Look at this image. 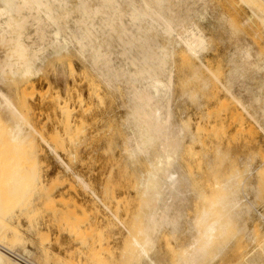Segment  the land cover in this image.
Listing matches in <instances>:
<instances>
[{"label": "rangeland", "instance_id": "1", "mask_svg": "<svg viewBox=\"0 0 264 264\" xmlns=\"http://www.w3.org/2000/svg\"><path fill=\"white\" fill-rule=\"evenodd\" d=\"M254 1L168 0L174 8L171 16L181 11L184 16L197 7L199 17L178 26L177 31L183 35L197 24L209 37V52L203 58L211 74L203 66L200 69L201 63L175 38L174 54L167 64L173 71V123L187 130L180 138L182 147L173 170L179 174L182 188H178L186 191L182 195L186 200L176 197L175 202L176 194L171 196L173 201L170 196L164 198L162 206L172 203L171 215L182 214V218L176 217L177 227L164 225L154 236L155 244L148 247L157 264H190L193 244L194 249L206 246V227L215 220L220 222L215 238L197 264H252L254 259L264 264V21H259V17L264 20V5L260 9L264 0ZM251 9L258 12L252 21L256 24L243 26ZM153 34L160 46L169 47L166 34ZM2 39L0 35V65L11 49ZM247 48L251 58L242 62L252 63L246 67L248 73L237 77L240 81L229 78L234 97L250 104L244 110L224 85L234 66L229 55ZM113 51L120 56V48ZM112 65L136 69L122 56ZM110 66L95 65L70 48L32 66L31 74L25 75L23 66L17 68L18 74L0 70V88L26 119L22 123L12 110L0 105V243L35 264H151L134 239L146 242L144 232H149L150 223L149 216L145 217L152 209L142 205L148 200L143 178L155 171L163 152L158 149L160 143L149 145L148 154L132 150L140 131L128 121L132 105L127 77L112 79ZM196 69L199 77H194ZM255 95L261 96L258 104L252 102ZM18 124L22 137L15 131ZM183 176L187 178L184 184ZM232 190L240 192L245 205H254L247 216L238 218L229 206L220 205V197ZM206 212L211 221L199 222L197 218ZM2 257L1 264H17Z\"/></svg>", "mask_w": 264, "mask_h": 264}, {"label": "bare ground", "instance_id": "2", "mask_svg": "<svg viewBox=\"0 0 264 264\" xmlns=\"http://www.w3.org/2000/svg\"><path fill=\"white\" fill-rule=\"evenodd\" d=\"M185 2L189 3L188 1ZM263 5L264 3L262 2V6L260 9L263 8ZM183 6H185V4ZM194 6L197 5L195 4ZM199 6L200 5H198V7ZM182 8L178 10L179 11L183 10L184 8L183 9ZM172 9L174 8L172 7ZM172 9L168 5V0H0V35L3 38L2 39L3 42L9 43L11 46L10 53L6 56V59H4L0 65V70L3 74L6 73L7 71L13 74H18L16 70L17 68L22 66L23 68L25 67V75L31 74L33 68L32 66L34 65L36 66L37 63L46 62L48 60V57L54 53L60 55L64 51H69L70 48H74L76 51H78V53L81 54L82 57L86 58V60H89L91 63L95 65H99L102 63L108 65L111 64L110 68L112 70H111V74H109V77H111L112 79L127 77V83H128L127 92H129L130 95L129 97L131 99L130 104L132 105V109L130 108L132 112L130 114L128 121L129 123L131 122L132 124L133 123L136 124L138 130L140 131L139 142L137 141V146H136L137 148L135 147L134 150L133 149L134 146H132V150L135 151L134 153L148 154L149 145L155 144L156 146H159L157 144L160 143L158 149L159 150L161 149V151L163 152L159 161L155 165V171L149 172V175L147 176L148 178L147 179L143 178L145 181L143 185L141 184L145 188L142 186L141 187L146 190L145 191L146 193H144V191L143 193L148 196V200L144 201V203L142 201V205L145 208H148L150 210L152 209V212H149V215L147 214V216L145 217L148 218L149 216V222L147 223H150L149 224L150 230L148 229L149 232L146 231V234L144 232V235H146L145 238L146 242L145 243L143 242L144 244H142L138 240L134 239L135 245L140 249L141 254L147 257L151 264H157L149 256V252L151 251L148 252V247H150L152 244H155L154 236L159 234L160 230L163 228L164 225L165 226L168 225V227L170 226L172 227V225H174L175 227V225L178 222V218H182L180 217L182 215L181 212H178L181 214L180 216L179 214L178 216L176 214V217L178 218H176L173 214L172 215L175 218L171 217L172 211L170 212V206L172 203L171 204L169 203L173 201L172 198L175 199V202H177L176 197L178 198V201H180V199L182 201L183 198L185 197L182 195L184 194V192H186L183 189L182 191L180 190V188L182 187L179 186V183L181 181L179 174L177 173V170L175 171L173 170L176 167V166L174 167V164L177 165V163H174L176 161V160L174 161V159L179 154V151L182 147L180 146V138L187 130L184 129L186 127H183V124L181 126V123L177 124L176 122V125L173 123L174 114L172 111L173 106H171L172 103L171 95H172V90L174 89L173 73H172L173 71H170L167 68V64L169 60L172 58L173 56L172 54H174L172 50H173V42H175L174 41L175 38H178L180 43L185 45L189 53H191L193 57H195L197 61L201 63V66H199L200 69L203 66L202 68L206 70L208 69L206 72L210 71V69L207 68L208 65L206 64V61L203 58V53L209 52V48H210L209 46L210 42H208L209 37L206 34L204 35L203 33L204 31L202 32L200 29L197 28V26H195L197 24L191 25L192 22L189 23V25L191 26H189L188 28L186 27L188 25H185V28L187 29L186 31L184 30L183 35L182 34L180 35V33L177 31L178 26L184 27V23L186 21L190 22V20L194 16L195 17L198 16L199 12L197 11L198 10L197 7L195 8V10L192 8L191 9L188 8L189 10H187L186 13L184 12L186 14L184 16L181 13L182 11L180 12L181 14L179 13V14H175L174 16H171L170 12L172 11ZM251 12L252 13L250 14L252 15L247 17L246 21L244 20L245 22L243 26L255 23L252 21L256 18L258 12L255 10L252 11V9ZM73 14H76V18H73ZM260 15L258 14V16ZM219 18L222 19V17ZM261 18L259 17V21L260 20L264 21L263 17ZM153 32L154 33L162 32L163 35L166 34L168 40V42L166 43H168L169 47H165L167 46V44H165L164 46H160L158 37L155 34H153ZM115 48L121 49L119 53L120 56H117L116 53L113 51ZM169 49H171V52H169L170 51ZM239 49L240 48H238L237 50ZM49 50H53V53L51 54ZM249 52L250 50L248 51L247 48V50L240 52L238 51L232 52L235 54L232 55L231 53L229 55L232 56L230 58L231 62L230 60L229 62L231 64L233 63L232 65L234 66L232 71L230 72L231 74H229L228 79L230 78V76L233 79L237 77L241 78L243 74L248 73L247 72L248 68L246 67H248V65H251L252 63L251 64L247 63V66L245 64L243 65L242 59H244V63L245 60L249 61V58H251L250 57L251 54ZM237 53L241 55L240 58L237 56ZM121 56L125 57L126 61L134 65L136 69L132 70L129 67L124 68L123 66H121V68H116V66L112 65L115 62V60L120 59ZM37 70L39 69L37 68ZM260 70L261 67L259 68V71ZM197 71L198 70L196 69V73L194 77H199L198 76L199 71L198 72ZM212 76L214 77V75ZM204 80L205 81L207 80L204 85L205 88L209 89L208 88L209 80L207 78H205ZM231 80L232 79H229V81H227V83L229 84L226 83V85H224L225 91L228 92V94L231 96V99L233 98L232 100H237L238 98L236 99V97H234L233 93L231 92L232 89L230 87V84H232ZM238 80L240 81V79ZM110 83L111 82H108V84ZM190 93L192 94L191 91ZM259 93L260 92H258V94L256 95H259ZM256 95L254 96V98L256 97ZM196 96H194L195 99L197 98ZM194 98L191 100H194ZM254 98L252 102L256 103L257 101L259 102L261 96L260 98L259 97L255 99ZM239 100H237V103H239L243 109L245 108L244 106H247V108L248 105L250 106V104L248 105L242 104ZM0 105L2 107H7L8 109L12 110L13 114L17 116V118H19L22 123H26V119L24 118L23 115L19 113L17 107L12 102V99H10V97L1 88H0ZM259 105L262 104L260 103ZM197 106L200 107L199 105ZM262 109L264 112V108ZM132 124H130L131 127L133 126ZM15 131L20 137L23 136V129L21 125L19 124L16 125ZM131 140L130 142H132ZM183 142H181L182 145ZM67 168L68 170H71L68 165ZM183 177L182 179L184 180L183 181L184 184L185 179L187 178L185 177L183 178ZM77 180L81 182L85 188L89 189L88 184L85 182V180L82 177L77 176ZM178 186L180 188H178ZM8 191L10 190L8 189ZM9 193L12 192L10 191ZM239 193L240 192H238L237 190H232L229 195L227 193L226 195L227 197L223 196L224 194L222 193L223 195L221 196L223 197L220 196L219 197L223 200L219 202L220 205L222 206H229L236 217L242 218L244 215L247 216V214L251 212V209H253L254 205L252 203H248L249 206L245 205L243 202L244 200L242 199V197L240 198ZM144 194H141V196ZM175 194L176 196L174 197L173 195ZM8 195H10L11 198V194ZM166 195L170 196V200H172L168 203L170 206L165 203H164L165 205L162 206ZM29 196L32 197L33 195L30 194ZM171 196L173 197L171 198ZM178 196H180V198ZM15 198L18 197L16 196ZM0 200L2 202V199ZM214 200H216V198ZM11 201H13V199ZM216 204L217 202L215 203V205ZM261 216L264 219V214ZM197 219L199 220V222L202 223L207 222L208 220L211 221L210 220L211 215L209 212H206L203 214V216ZM218 223H220L219 220H215L209 222V224L207 225L206 231L204 233L205 237L207 238L205 247L201 246L200 247L201 249L199 248L194 249L195 245L192 243L194 246L193 250L195 251L190 250L192 251L191 259L190 260L188 259L190 261V264L192 263L195 264L197 259H199L202 256V254H204L206 248L208 249L210 243L215 238L214 235L218 230L217 229ZM2 225L3 224H1L0 227ZM46 237L49 236L46 235ZM46 237H43V239L44 238L46 239ZM43 242L46 241L43 240ZM263 242L264 241H262V243ZM0 244H1L0 264L5 261L2 255L6 257H10L13 260L12 262H15L17 264H35L34 262L28 260L27 258L11 251L9 248H6L7 246L6 247L4 245L2 246L3 244L2 242ZM195 244L196 246H198L197 243ZM191 247L188 248L191 249ZM263 253H264V247H263ZM252 262H253L252 264H258V261L255 259L252 260Z\"/></svg>", "mask_w": 264, "mask_h": 264}]
</instances>
